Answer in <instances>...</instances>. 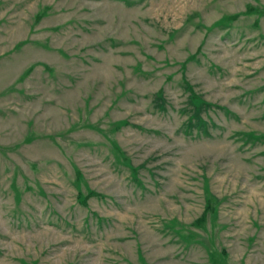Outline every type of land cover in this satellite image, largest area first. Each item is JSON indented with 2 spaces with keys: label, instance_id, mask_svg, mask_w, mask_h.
<instances>
[{
  "label": "rangeland",
  "instance_id": "374dc122",
  "mask_svg": "<svg viewBox=\"0 0 264 264\" xmlns=\"http://www.w3.org/2000/svg\"><path fill=\"white\" fill-rule=\"evenodd\" d=\"M0 264H264V0H0Z\"/></svg>",
  "mask_w": 264,
  "mask_h": 264
}]
</instances>
